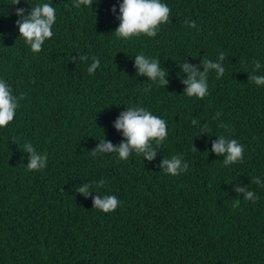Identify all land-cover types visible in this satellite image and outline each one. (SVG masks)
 Listing matches in <instances>:
<instances>
[{
  "label": "trees",
  "instance_id": "trees-1",
  "mask_svg": "<svg viewBox=\"0 0 264 264\" xmlns=\"http://www.w3.org/2000/svg\"><path fill=\"white\" fill-rule=\"evenodd\" d=\"M119 2L77 9L73 0H0V79L13 95L26 93L0 128V264H264V86L248 79L253 61L264 75V0H161L171 22L154 38L128 41L113 31ZM42 3L57 18L52 38L34 54L18 36L15 9L27 15ZM220 52L225 73L217 79L210 70L209 94L185 95L187 74L178 64L203 71L202 59L215 62ZM141 53L168 70L165 88L136 75ZM93 56L100 66L89 75ZM136 106L167 123L155 158H93L103 137L121 142L113 123ZM220 135L244 145L243 163L225 167L211 151ZM26 142L47 153L43 170H27ZM177 154L188 171L165 174L161 160ZM100 179V194L120 200L113 212L92 208L96 191L85 197L75 190ZM236 185L259 200L245 201Z\"/></svg>",
  "mask_w": 264,
  "mask_h": 264
},
{
  "label": "clouds",
  "instance_id": "clouds-1",
  "mask_svg": "<svg viewBox=\"0 0 264 264\" xmlns=\"http://www.w3.org/2000/svg\"><path fill=\"white\" fill-rule=\"evenodd\" d=\"M98 2V0H95ZM21 0H11V4L16 5ZM93 0H73L72 6L79 9L81 6L92 7ZM67 7V6H66ZM24 8H16L15 15L19 17L16 20L18 33L30 47L32 53L36 54L43 50L46 40L53 36L52 26L56 22V9L50 3L37 4L30 7L25 15ZM116 12V6L111 9ZM171 10L169 6L161 0H120L118 26L113 30L116 37L128 41L133 37L147 36L154 38L160 31V26L170 23ZM188 27H197L195 21H185ZM73 60L75 57L72 58ZM86 56H79V60H87ZM225 54L218 53L215 62L207 58H203V71H198L195 64L186 61L178 64L180 70L187 74L186 79H182V83L186 86L183 90L188 97H196L203 99L208 93L207 78L210 70H214L217 79L225 73L223 61ZM92 62L87 68L89 75H93L95 70L100 66V60L93 56ZM253 74L248 79L257 86H264V75H256L261 68L258 61H253ZM134 67L137 76H144L152 84L163 86L168 84L165 77L169 74L168 70L161 66L159 59L149 58L143 53L135 55ZM151 84L144 89L145 92L150 91ZM26 93L13 95L11 86L4 80L0 79V128L7 127L15 118L16 110L20 107V101L23 100ZM221 113L217 112L213 119L218 118ZM191 123L196 125L198 121L193 118ZM114 128L118 131L123 139L118 145H114L111 141H107L104 137L99 141L95 148L91 150L93 158L98 154L115 153L118 160L127 161L131 154L142 155L144 159L151 161L157 154V149L162 142L168 137V127L164 119L152 114L144 107H127V110L121 111L119 116L113 123ZM206 127V125H205ZM222 127H227L222 125ZM15 143V140H13ZM155 144V147L153 146ZM193 149L196 150L193 146ZM23 151L29 154L26 168L28 171H41L47 164V153L41 154L30 143L23 145ZM211 151L218 157L223 155V165L225 167L234 163H243L244 145L240 144L237 139H229L224 135H220L212 142ZM165 174L171 176H179L188 171V164L184 162L183 157L179 154L173 155L170 159L163 158L158 166ZM253 183L261 185L259 177H253ZM106 181L100 179L93 183H85L75 190L85 197L89 195L90 190L97 192L92 198V208L103 213L115 211L120 205V200L115 195H101L100 189L104 188ZM264 186V185H262ZM238 193H244L245 201L256 203L259 197L246 187L236 185ZM234 207L239 206L237 200Z\"/></svg>",
  "mask_w": 264,
  "mask_h": 264
}]
</instances>
